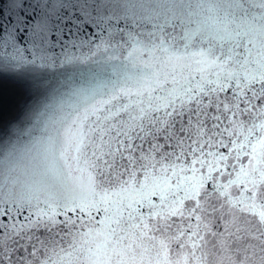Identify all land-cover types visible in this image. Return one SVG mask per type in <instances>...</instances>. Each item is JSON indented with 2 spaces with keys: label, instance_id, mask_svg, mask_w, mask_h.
Segmentation results:
<instances>
[{
  "label": "snow or ice",
  "instance_id": "snow-or-ice-1",
  "mask_svg": "<svg viewBox=\"0 0 264 264\" xmlns=\"http://www.w3.org/2000/svg\"><path fill=\"white\" fill-rule=\"evenodd\" d=\"M70 7L20 0L0 17V70L45 63V52L85 32L90 41L108 33L112 48H131L127 56L151 69L147 94L132 111L104 100L68 114L38 165L87 173L86 194H0V264H52L40 259L41 235L52 244L91 236L101 264H264V0H160L149 8L162 23L146 35L119 19L144 5ZM195 9L217 26L192 29ZM157 87L167 95L153 96Z\"/></svg>",
  "mask_w": 264,
  "mask_h": 264
},
{
  "label": "water",
  "instance_id": "water-1",
  "mask_svg": "<svg viewBox=\"0 0 264 264\" xmlns=\"http://www.w3.org/2000/svg\"><path fill=\"white\" fill-rule=\"evenodd\" d=\"M19 2L20 0H16L15 3L12 0H0V17L15 15ZM26 2L31 3L32 0ZM64 2L71 11L70 5L75 4L76 0ZM107 2L144 5L143 9L137 7L135 11L129 8L127 14H121L119 19L122 24L128 23L132 29L145 35L155 30L152 27L154 23H162L152 19L155 12L149 8L160 0H107ZM188 2L195 7L197 4L226 0ZM28 10L25 8V11ZM137 22L140 28H137ZM202 23L205 28L211 30L217 26L218 21L212 14L205 15L199 9H195L190 27L194 30L199 29ZM110 32L117 35L115 25ZM90 35V31L83 33L75 41V46L69 44L66 48L57 46L49 49L44 53L48 57L45 63L25 64L22 68L16 69H13L11 64H6L8 70H0V194L9 188L18 196L29 191L39 192L42 199L49 195L59 198L86 194L87 173L81 176V173L73 172L71 176H67L49 168L46 174H42L43 169L39 167L38 161L43 158L50 141L57 131L63 134L66 126L64 121L69 113L75 114L77 111L83 113L86 107L91 108L92 105H98L104 100H109L117 106L128 105L129 111H132L139 101L145 98L138 96L137 93L144 92L146 96L144 82L148 77L145 73L151 69L145 68L140 59H136L139 53L129 58L127 52L132 49L127 46L124 49L112 48L108 43V33L98 32L91 41ZM195 35L198 36L199 32H195ZM136 47L140 48L141 45ZM132 59H135V63L130 62ZM141 59L146 60L148 56L145 54ZM164 87L172 91L173 85L168 83ZM113 93L119 99L112 101ZM162 95L166 96L167 92L161 93L157 87L153 96ZM144 106L147 107V104ZM121 115L127 119L125 114ZM220 151L227 154L225 149ZM232 178L235 179V175ZM221 182L226 183L227 176L222 177ZM113 190L118 191V188ZM232 190L236 191L235 188ZM153 199L158 202L156 197ZM82 231L87 233L88 228ZM40 239L46 242L41 247V260L50 257L52 264H101L102 256L94 255L96 246L91 236L73 240L72 236L65 235L63 241L57 244H52L51 238L47 235H41ZM5 242L6 238L0 235V246ZM73 243L75 248L72 246Z\"/></svg>",
  "mask_w": 264,
  "mask_h": 264
}]
</instances>
